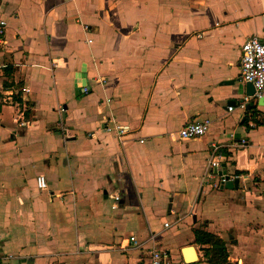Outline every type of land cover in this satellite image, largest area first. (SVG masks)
<instances>
[{
	"label": "crops",
	"instance_id": "0c3cea01",
	"mask_svg": "<svg viewBox=\"0 0 264 264\" xmlns=\"http://www.w3.org/2000/svg\"><path fill=\"white\" fill-rule=\"evenodd\" d=\"M0 20L3 264H144L149 242L120 248L151 233L209 264L199 226L232 263L264 259V95L239 67L264 0H0ZM203 118L205 135L171 136ZM214 144L237 189L215 186Z\"/></svg>",
	"mask_w": 264,
	"mask_h": 264
},
{
	"label": "built area",
	"instance_id": "2783aa9c",
	"mask_svg": "<svg viewBox=\"0 0 264 264\" xmlns=\"http://www.w3.org/2000/svg\"><path fill=\"white\" fill-rule=\"evenodd\" d=\"M4 24L3 20H0V45L4 43ZM90 41V40H89ZM240 78L244 83L250 82L255 90L254 96L256 98H261L264 95V38H259L257 36H251L246 39L240 47ZM26 90V89H25ZM83 91H87V87H83ZM239 107L245 108V101L239 104ZM229 111L233 110V106L230 105L227 108ZM211 124L210 119L203 118L200 120L187 122L178 131L171 133L172 137L177 139H192L198 138L207 133L209 126ZM106 131H114L118 136H122L126 133V128L114 121L111 124L106 123L103 127ZM244 142V141H242ZM222 153L220 152V146L214 144L212 146V153L208 159V168L211 173L215 171L217 176V181L215 183L216 187H221L228 180L238 179V181H244L246 176L238 173H228L226 170L222 169ZM36 185L40 189L47 187L46 179L43 175H38L36 178ZM115 200L119 197L115 196ZM115 208V205H113ZM170 221L164 222V227H169ZM156 234L151 233L144 241H138L135 236L129 237V242L125 246H121L120 249H127L130 244L134 247H140L145 243L149 242L148 255L144 264H185L182 260H176L171 257L170 251L159 247L155 243ZM10 257V256H9ZM3 259L0 260V264H3Z\"/></svg>",
	"mask_w": 264,
	"mask_h": 264
},
{
	"label": "trees",
	"instance_id": "16d2710c",
	"mask_svg": "<svg viewBox=\"0 0 264 264\" xmlns=\"http://www.w3.org/2000/svg\"><path fill=\"white\" fill-rule=\"evenodd\" d=\"M256 111L252 110L250 117L256 120ZM239 174V172H236ZM193 242L202 251L205 261L209 264H236L229 260L226 242L218 234L207 231L204 227L192 228Z\"/></svg>",
	"mask_w": 264,
	"mask_h": 264
},
{
	"label": "water",
	"instance_id": "95a60500",
	"mask_svg": "<svg viewBox=\"0 0 264 264\" xmlns=\"http://www.w3.org/2000/svg\"><path fill=\"white\" fill-rule=\"evenodd\" d=\"M255 90L253 85L250 82L246 83V94L248 96L254 95ZM222 188H227V189H237L238 188V179L234 180H228L224 183V185L221 186ZM181 254L183 257V261L185 264H192L195 263L199 260V257L197 255L196 249L194 245H186L181 249Z\"/></svg>",
	"mask_w": 264,
	"mask_h": 264
},
{
	"label": "rangeland",
	"instance_id": "374dc122",
	"mask_svg": "<svg viewBox=\"0 0 264 264\" xmlns=\"http://www.w3.org/2000/svg\"><path fill=\"white\" fill-rule=\"evenodd\" d=\"M167 233H169L167 236H165L164 237V239H166V238H168V237H171V230L169 229L168 230V232ZM184 235H185V233L184 232H182V236L184 237ZM182 237V238H183ZM181 238V239H182ZM173 240V243H169L168 244V248H169V250H170V255L171 256H173L174 258H178V256H177V250H178V248H177V246H176V244H177V242L178 241H175L174 239H172ZM199 247V246H198ZM200 248V247H199ZM201 251V250H200ZM201 253H202V251H201ZM259 257H257L256 259H254L252 262H251V264H264V259H262V258H259ZM244 262V261H243ZM233 263H236V262H233ZM192 264H197V262L196 263H192ZM198 264H201V263H198ZM244 264H247V262H244Z\"/></svg>",
	"mask_w": 264,
	"mask_h": 264
}]
</instances>
